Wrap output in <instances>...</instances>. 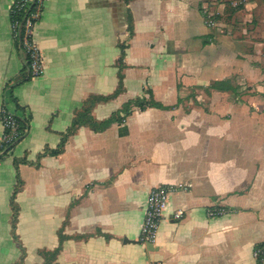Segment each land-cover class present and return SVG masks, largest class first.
Here are the masks:
<instances>
[{
  "label": "crops",
  "instance_id": "obj_1",
  "mask_svg": "<svg viewBox=\"0 0 264 264\" xmlns=\"http://www.w3.org/2000/svg\"><path fill=\"white\" fill-rule=\"evenodd\" d=\"M13 2L0 0V112L29 119L0 160V264H260L263 43L209 25L214 0H45L43 72L28 79ZM222 81L237 92L213 88ZM147 92L165 109L68 134L85 108L101 124ZM157 186L172 192L143 243ZM217 208L227 213L210 218Z\"/></svg>",
  "mask_w": 264,
  "mask_h": 264
},
{
  "label": "built area",
  "instance_id": "obj_2",
  "mask_svg": "<svg viewBox=\"0 0 264 264\" xmlns=\"http://www.w3.org/2000/svg\"><path fill=\"white\" fill-rule=\"evenodd\" d=\"M219 1V8L222 10H218L214 15L207 16L209 25H213L216 16L222 15L227 8L226 0ZM44 3L45 0H14L11 8L13 36L17 44H19L22 54L28 60V74L31 78L38 77L43 72V57L34 41V34ZM232 5H234L235 9H238L236 0ZM206 13L209 14L210 12ZM18 116L16 112L9 110L6 106L0 112V120L3 125V134L0 137V160L11 152L23 135ZM21 118L25 119L24 117ZM171 192L172 190L168 186H157L151 190L148 197L145 220L140 232L139 240L141 242L154 243L157 240ZM226 213L222 208L208 210L210 218L221 217ZM181 216L182 214H176L174 217L180 218ZM263 255L264 247H257L255 250L257 259L263 257Z\"/></svg>",
  "mask_w": 264,
  "mask_h": 264
},
{
  "label": "rangeland",
  "instance_id": "obj_3",
  "mask_svg": "<svg viewBox=\"0 0 264 264\" xmlns=\"http://www.w3.org/2000/svg\"><path fill=\"white\" fill-rule=\"evenodd\" d=\"M216 10L210 12L209 15H214L220 9L219 0H214ZM238 2V9H235V0H226L227 8L222 15H217L214 24L223 33L236 32L244 39H255L262 42L261 51L264 56V0H236ZM219 8V9H218ZM236 10V13L233 12ZM223 12V11H222ZM235 13V14H233ZM239 13V14H238ZM215 19V17H214ZM260 20V21H259ZM264 69V60L260 61ZM260 83H264V75L258 78ZM254 92L253 94H255ZM248 96L251 93L247 94ZM264 256V255H263ZM263 259V258H262Z\"/></svg>",
  "mask_w": 264,
  "mask_h": 264
},
{
  "label": "trees",
  "instance_id": "obj_4",
  "mask_svg": "<svg viewBox=\"0 0 264 264\" xmlns=\"http://www.w3.org/2000/svg\"><path fill=\"white\" fill-rule=\"evenodd\" d=\"M124 1L127 3V5H129L131 0H124ZM233 12L236 13V10H233ZM235 13H233V14H235ZM128 19H129L130 27H132L133 18H132L130 10L128 12ZM18 46H19V44H18ZM19 48H20V46H19ZM122 49H123V52H122V56H121V59H120L121 62H122L123 56H124V47ZM25 61H26V66L25 67H26L28 79H30L31 77L28 74L29 64H28V60H27L26 57H25ZM119 76H120V85H119V89L116 91V94L120 93L122 91V89H123V75H122V73H120ZM213 88L217 89V90H221V91H232V92H235V93L237 92V88H234L229 81L216 82L214 84ZM147 94L149 95V98L141 97V98H137V99H134V100H130L129 102H127L123 106L121 111H119L115 116H112L111 118H109L108 120H106L105 122H103L101 124H98V123L94 122L93 119L91 118L90 107L85 108L73 120L72 126L69 129L68 134L73 133L78 126L84 125V124H89L92 128H94L97 131L103 130L104 128H106L110 124H112L113 122H121L123 120L121 115H124V116L129 115L131 113V110L134 107H139L141 109H145V108H148V107H155V108L165 109V107L163 105H161L160 103L155 101V99L153 97V94L151 92H147ZM17 111H19L21 113V117L25 118V119H22L20 117V115L18 116L19 122L21 124V130L24 132V130H25L27 124H28V119H29L28 117L29 116L26 115L25 108L17 106ZM67 137H68V135L66 137H64L60 149L52 151L51 152L52 154L57 155V154L60 153V151L62 150V147L64 145V142L67 139ZM18 163L19 162L16 161V165L17 166H18ZM258 247H263V246L259 245ZM57 253H58V250L52 256H54ZM262 258L264 259V256L258 258L260 264L263 261Z\"/></svg>",
  "mask_w": 264,
  "mask_h": 264
}]
</instances>
